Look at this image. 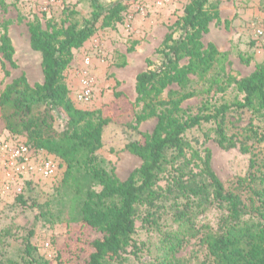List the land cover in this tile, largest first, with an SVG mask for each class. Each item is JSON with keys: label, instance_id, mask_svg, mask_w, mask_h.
Listing matches in <instances>:
<instances>
[{"label": "trees", "instance_id": "trees-1", "mask_svg": "<svg viewBox=\"0 0 264 264\" xmlns=\"http://www.w3.org/2000/svg\"><path fill=\"white\" fill-rule=\"evenodd\" d=\"M127 1V0H125ZM90 18L81 25L59 26L47 21L28 24L30 48L40 55L42 83L29 85L21 76L0 94L4 128L11 135H23L36 155L52 154L65 165L67 176L83 172L91 186L82 190L77 217L72 220L82 233L89 231L82 264H118L131 253L140 252L134 241L135 221L141 216L143 227L157 235L153 250L148 249V264H179L177 255L190 241L205 247L209 264H264V156L252 154L246 177L225 187L212 169L209 148L197 149L186 139L190 130L203 124L215 126V141L222 149L237 146L225 132V119L232 109L247 110L264 123V65L245 78L229 79L241 96L232 102L203 103L196 113L183 103L195 92L189 89L194 78H203L219 55L216 47L204 45L202 37L209 25L219 20L212 0H191L177 22L178 35L166 34L155 53L158 66L135 77V114L137 123L155 119L151 133H143L126 149L140 160V166L124 181L100 166L96 152L103 146V130L121 117L120 93L105 108L81 110L69 98L65 72L73 50L80 49L96 32V24L106 29L122 22L127 4L117 1L109 6L89 0ZM75 15V12H71ZM0 55L13 65V48L6 31L0 34ZM149 65H152L149 62ZM257 142L263 135L250 126L247 130ZM239 150L249 153L246 142ZM22 201V196H18ZM221 212L215 230L200 224L198 218L210 208ZM28 240L23 260L39 264L32 256ZM76 254V256H80ZM47 264V262H43Z\"/></svg>", "mask_w": 264, "mask_h": 264}, {"label": "rangeland", "instance_id": "rangeland-1", "mask_svg": "<svg viewBox=\"0 0 264 264\" xmlns=\"http://www.w3.org/2000/svg\"><path fill=\"white\" fill-rule=\"evenodd\" d=\"M117 1L127 4L121 14L122 22L106 29L100 28L98 22L94 35L77 55L73 53L64 76L69 98L81 110L105 108L116 93L121 94V117L104 128L103 146L95 154L102 168L124 181L140 166V160L126 149V144L138 140L143 133H151L155 126V119L142 123L135 120L141 109L134 104L135 77L160 64L161 57L155 51L166 34L174 31L175 37L178 35L176 23L191 0H98L105 7ZM212 2L217 5L219 20L209 25L202 42L213 44L219 55L212 69L203 78H194L189 86L195 95L183 107L191 113H196L207 100L220 104L240 98L229 79L245 78L257 66L264 65V0ZM91 12L89 0H0V34L6 31L13 48L12 66L0 55V94L21 76L31 86L42 83L40 55L29 45V23L36 20L45 25L52 21L59 26L69 19L68 23L81 25ZM86 59L90 61L93 96L90 103L79 104L75 95L80 90ZM1 116L0 109V264H27L23 260L26 240L34 248L32 256L39 264H82L86 255L80 249L86 248L87 240L94 235L89 231L83 234L72 220L77 217L82 190L91 186L99 191L100 187L87 181L81 171L67 176L60 159L45 151L36 155L54 160L57 174L53 178L19 175L7 168L3 146L24 143L26 138L9 134ZM250 126L263 135L261 142L247 139ZM214 130L213 124H203L187 132L186 139L194 148L210 149L212 169L228 188L238 178L246 177L252 154L264 156V123L247 110L232 109L225 119V132L237 146L226 150L217 146ZM242 141L249 146V153L239 150ZM18 196H22L21 202ZM220 215L213 207L198 221L215 230ZM133 238L140 252L133 254L128 248L125 259L118 264H148V249L153 250L157 235L146 231L141 216L136 218ZM79 251L80 256H76ZM177 259L179 264H209L206 249L197 240H190Z\"/></svg>", "mask_w": 264, "mask_h": 264}, {"label": "built area", "instance_id": "built-area-1", "mask_svg": "<svg viewBox=\"0 0 264 264\" xmlns=\"http://www.w3.org/2000/svg\"><path fill=\"white\" fill-rule=\"evenodd\" d=\"M84 70L81 71L80 90L75 95V101L79 104H88L92 100V79L89 76V59L84 62ZM6 152L7 168L14 170L19 175H38L42 178H53L57 174V165L51 158L41 159L40 155L32 154L24 144L12 146L4 145Z\"/></svg>", "mask_w": 264, "mask_h": 264}, {"label": "crops", "instance_id": "crops-1", "mask_svg": "<svg viewBox=\"0 0 264 264\" xmlns=\"http://www.w3.org/2000/svg\"><path fill=\"white\" fill-rule=\"evenodd\" d=\"M80 49L73 50L74 55H77Z\"/></svg>", "mask_w": 264, "mask_h": 264}]
</instances>
